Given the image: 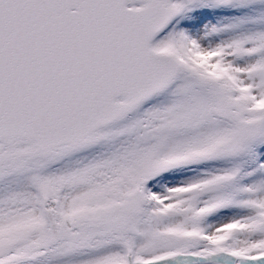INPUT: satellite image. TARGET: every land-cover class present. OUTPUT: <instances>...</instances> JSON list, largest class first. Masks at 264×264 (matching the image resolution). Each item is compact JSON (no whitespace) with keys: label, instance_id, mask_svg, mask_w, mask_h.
<instances>
[{"label":"snow or ice","instance_id":"1","mask_svg":"<svg viewBox=\"0 0 264 264\" xmlns=\"http://www.w3.org/2000/svg\"><path fill=\"white\" fill-rule=\"evenodd\" d=\"M0 264H264V0H0Z\"/></svg>","mask_w":264,"mask_h":264}]
</instances>
